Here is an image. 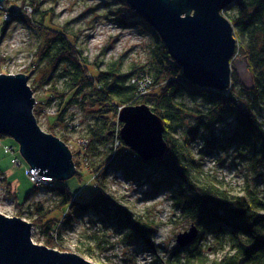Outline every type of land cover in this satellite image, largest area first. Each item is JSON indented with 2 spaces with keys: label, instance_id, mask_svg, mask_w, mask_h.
Instances as JSON below:
<instances>
[{
  "label": "trees",
  "instance_id": "1",
  "mask_svg": "<svg viewBox=\"0 0 264 264\" xmlns=\"http://www.w3.org/2000/svg\"><path fill=\"white\" fill-rule=\"evenodd\" d=\"M118 1L120 8L113 15L119 26L146 27L156 36L145 65L126 69L121 59L90 63L78 44L77 33L56 25L52 14L46 12L37 22L42 40L36 60L50 69L45 82H50L52 94L46 104L58 98L60 106L50 129L75 128V113L69 111L76 107L92 120L86 129L87 145L81 149L85 158L98 155L100 146H106L108 153L92 172L96 186L88 200L76 198L80 190L74 194L56 179L29 193L43 188L58 197L55 207L38 202L31 210L34 223L38 222L46 236L45 245L53 246L61 230L58 220L50 215L55 209L66 208L69 212L63 217V228L70 226L76 216L87 213L102 216V220L113 215L119 231L125 232L123 240H134L155 253L159 264H264V195L247 188L232 193L203 168L205 153L233 149L264 182V0H235L223 10L234 26L237 52L248 60L254 78L253 85L246 86L232 66L231 85L224 91L186 79L183 68L155 29L126 0ZM6 21L2 30L6 29ZM143 75L152 77L153 86L150 92L140 95L138 80ZM185 96L203 102V106L187 105ZM137 104L149 105L164 120L169 151L162 159L143 160L120 139V109ZM34 112L37 116L36 107ZM223 132L229 134L221 137ZM61 135L58 137L67 142ZM199 140L205 150L197 156L194 148ZM123 149L125 153L121 154ZM74 161L75 175H80V161ZM116 162L132 178L147 167V180L159 190L171 189L170 197L179 216L198 228L196 240L186 247L176 245L160 257V245L154 239L158 222L122 207L107 190V174Z\"/></svg>",
  "mask_w": 264,
  "mask_h": 264
},
{
  "label": "rangeland",
  "instance_id": "2",
  "mask_svg": "<svg viewBox=\"0 0 264 264\" xmlns=\"http://www.w3.org/2000/svg\"><path fill=\"white\" fill-rule=\"evenodd\" d=\"M120 5L118 0H6L0 4V73L28 75V84L36 99V117L40 126L57 136L65 135L74 160L80 161V175L59 182L68 186L74 194L80 190L81 193L76 198L81 200H88L92 196L96 186L92 172L108 153L106 146H100L98 155L85 158L81 149L87 145L86 129L92 120L76 107H71L69 111L75 113L72 122L75 128L64 131L61 126H57L50 129L60 106L58 98H53L46 104L52 94L49 90L50 82H45L50 69L43 67L45 62L39 63L36 60V50L42 40L36 30L37 22L46 12L47 15L52 14V21L56 25H64L69 31L77 33L78 44L90 63L96 59L105 63L121 59L126 69L135 64L145 65L149 61L151 48L157 41L156 36L146 27L119 26L113 14L119 10ZM5 19L6 29L2 30ZM231 64L236 68L242 83L252 86L254 78L248 60L241 57L237 50ZM183 101L191 107L203 106V102L189 96H185ZM53 109L56 113H52ZM227 134L229 132H223L221 137ZM5 145L12 146L15 152L7 150ZM203 149L205 150L204 144L200 140L196 142L194 150L197 156L203 153ZM124 153L125 149L121 154ZM204 155V170L222 181L221 185L225 189L235 194L244 192L245 188L254 189L264 195V182L233 149L228 152L215 150L212 154ZM14 158H17L20 165L13 163ZM118 163L109 168L107 190L122 207L135 214L147 215L158 222L160 227L154 239L160 245L159 256L167 255L178 245L177 235L189 229L192 223L182 219L180 212L173 207L171 189L159 190L146 179L149 168H142L132 178L129 173L118 168ZM28 166L18 141L9 135H1L0 212L32 222L33 241L45 244L46 236L39 224H36L38 222L34 223L31 210L38 202H43L47 208L55 207L58 197L43 188L37 189L38 193L29 195L37 186L29 179ZM20 203L23 204L19 205ZM65 210L66 208L55 209L50 215L58 220L57 227L61 230L54 239L53 246L49 247L78 253L97 264H159L155 253L143 249L134 240H123L125 232H120L117 228L115 216L110 215L102 220V216L87 213L76 216L70 226L63 228V217L69 212Z\"/></svg>",
  "mask_w": 264,
  "mask_h": 264
},
{
  "label": "water",
  "instance_id": "3",
  "mask_svg": "<svg viewBox=\"0 0 264 264\" xmlns=\"http://www.w3.org/2000/svg\"><path fill=\"white\" fill-rule=\"evenodd\" d=\"M126 1L163 39L186 79L201 87H230L237 38L223 10L235 0ZM28 81L24 73H0V134L18 141L29 166L41 175L66 180L77 172L73 153L65 141L40 126ZM119 121L120 139L141 159H162L169 151L164 120L149 105L122 107ZM32 231V222L0 212V264H97L78 253L34 242ZM198 232L192 224L177 235V244L188 246Z\"/></svg>",
  "mask_w": 264,
  "mask_h": 264
},
{
  "label": "built area",
  "instance_id": "4",
  "mask_svg": "<svg viewBox=\"0 0 264 264\" xmlns=\"http://www.w3.org/2000/svg\"><path fill=\"white\" fill-rule=\"evenodd\" d=\"M138 85H139V94L140 95L147 94L148 92H150V90H151V88L153 86V79H152V77L150 75H143L142 78H140L138 80ZM52 113H56V110L53 109ZM5 147H6L7 150L15 152L14 148L12 146L5 145ZM13 163L14 164H19L17 158L13 159ZM27 173H28L29 179L34 184H36V186H39V187L40 186H45V185L50 184L52 182V178L51 177H47V176L41 175L39 173V170L36 169V168H31L30 166H28L27 167ZM65 251H67V250H65Z\"/></svg>",
  "mask_w": 264,
  "mask_h": 264
},
{
  "label": "clouds",
  "instance_id": "5",
  "mask_svg": "<svg viewBox=\"0 0 264 264\" xmlns=\"http://www.w3.org/2000/svg\"><path fill=\"white\" fill-rule=\"evenodd\" d=\"M121 129V128H120ZM120 132V131H119ZM54 179L52 178V181H53Z\"/></svg>",
  "mask_w": 264,
  "mask_h": 264
}]
</instances>
